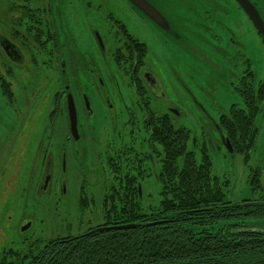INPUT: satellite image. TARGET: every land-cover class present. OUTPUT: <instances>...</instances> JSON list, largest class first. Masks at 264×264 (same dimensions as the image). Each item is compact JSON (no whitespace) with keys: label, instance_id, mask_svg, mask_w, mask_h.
<instances>
[{"label":"flooded vegetation","instance_id":"1","mask_svg":"<svg viewBox=\"0 0 264 264\" xmlns=\"http://www.w3.org/2000/svg\"><path fill=\"white\" fill-rule=\"evenodd\" d=\"M226 2L232 6L203 13V37L216 44V52L233 66L226 77L237 79L233 89L240 103L217 119L207 113V119L221 135L231 108L245 118L254 113L247 154L258 136L255 120L264 109V80L255 83L247 55L248 17L236 0ZM119 4L129 10L131 23L146 24L145 39L130 32L112 11L99 13L98 0H0V243L3 239L9 243L0 244V264L9 256L20 257L23 249L38 241L23 244L34 239L32 213L19 220L5 214L8 207L16 214L21 196H33L37 203V198L47 195L50 210L56 212L63 200L67 217L79 228L88 227L51 239L106 226L110 214L97 221L98 198L102 205L104 200L109 203L102 212L118 205L124 212L136 208L144 216L150 211L143 205L144 191L150 181L160 188L156 174L160 180L164 172L162 167L158 170L157 159L159 165L165 159L163 147L151 133L157 127L162 131L167 120L175 129L185 127L175 121L182 109L166 94L167 82L159 66L166 52L157 51L149 40L159 41L166 51L178 35L171 21L166 31L127 0ZM199 106L206 112L202 103ZM208 141V128H203L192 151L208 154ZM243 147H248L246 141ZM89 201L93 208L86 217ZM24 221L29 227L22 230Z\"/></svg>","mask_w":264,"mask_h":264},{"label":"trees","instance_id":"2","mask_svg":"<svg viewBox=\"0 0 264 264\" xmlns=\"http://www.w3.org/2000/svg\"><path fill=\"white\" fill-rule=\"evenodd\" d=\"M229 115L221 121L223 133L243 153L251 147L254 113L245 118L231 108ZM151 134L165 159L162 192L157 208L145 213L147 219L136 208L124 212L112 207L104 225L138 226L36 241L5 264H264V206L225 201L209 155L204 151L197 159L188 148L186 129H175L167 120L162 131L157 127ZM258 182L252 178V189L260 188Z\"/></svg>","mask_w":264,"mask_h":264},{"label":"rangeland","instance_id":"3","mask_svg":"<svg viewBox=\"0 0 264 264\" xmlns=\"http://www.w3.org/2000/svg\"><path fill=\"white\" fill-rule=\"evenodd\" d=\"M149 1L154 3L173 23L178 35L177 38L169 41L171 52L169 49L164 51L165 47H161L159 41L148 40L155 45L157 51L160 53L161 51L166 52L164 62L159 66L161 69L163 66L162 73L167 82V97L177 103L183 111L181 116L175 117V121L179 126L185 127L189 131L190 146L188 148L190 150L193 147L196 148L198 134L201 129L208 128L210 141H208L206 148L212 162L211 174L218 179L222 186L224 200L233 204L259 200L260 197L264 196V109L256 117L258 136L254 147L247 154L238 151L230 152L216 126L209 125L207 119V113L210 115L209 118L217 119L219 114L227 112L232 104L240 103L239 96L233 89V83H236L237 79L233 76L228 79L226 77L227 72L233 71V66L224 62L223 58L216 52V44L213 45V42L203 37V24L201 22L203 13L206 10L216 7L227 8L226 5L231 7L232 4L229 5L226 0ZM251 1L264 20V0ZM98 4L102 6L101 10L98 9L99 13L112 11L114 16L129 28L130 32L135 33L141 40L145 39L146 24L140 20L131 23L129 21L130 13L126 11L128 10L127 7L119 4V0H98ZM246 44L247 55L251 58L250 66L254 72L255 83H258L264 80V44L254 31L248 18L246 22ZM222 72L225 74L220 77ZM187 89H190L193 95ZM201 103L207 108L206 112L199 111V108H197L200 107L199 104ZM154 109L158 110V106ZM206 125L209 126L206 127ZM207 138L209 139V137ZM194 152L198 159L200 156L199 150ZM153 160L154 157L151 161L156 174V164ZM157 164L158 170H161L162 164L159 165L158 159ZM253 177L258 178L260 188L252 189L251 180ZM156 182L160 188H155L153 182L151 184L150 181L144 191L143 205L148 210H155L158 205L159 189L162 185L160 180L157 179V174ZM24 183L25 180L22 185ZM72 193L77 195L75 191H72ZM47 198V195L41 196L37 198L36 203L33 196H21L22 202L18 199L19 204L16 214L8 209L9 207L5 211L6 216L11 215L18 220L23 218L24 215L27 216L32 213V235L34 239H25L23 243L25 245L36 239L46 241L57 235L77 234L79 230L84 231L88 228H86V224L79 228L76 223L67 217V207L63 200L57 212L53 209L50 210L49 202L46 201ZM6 203L9 206L10 198L8 196H6ZM89 203V207L86 209V217L93 208L92 202L89 201ZM107 204L109 203L104 200V205H102L98 198V209L95 207L98 213V222L102 219V214L107 215L106 212H102L103 206L106 210ZM119 208L118 205L117 209ZM250 221L252 220L246 222ZM4 242L8 247L7 239L6 241L3 239L0 244Z\"/></svg>","mask_w":264,"mask_h":264},{"label":"water","instance_id":"4","mask_svg":"<svg viewBox=\"0 0 264 264\" xmlns=\"http://www.w3.org/2000/svg\"><path fill=\"white\" fill-rule=\"evenodd\" d=\"M127 1L130 2V4L134 6L138 11L148 16V18L152 20L154 23H156L158 27L164 28L166 29V31H169V29H171L172 26L169 22V19L162 14V12L159 10V8L154 3L150 2L149 0H127ZM236 2L239 4L242 10L246 13L248 18L253 23V25L256 27V29L259 31V33L264 38V20L259 10L255 6V4L251 0H236ZM220 133H221V137L224 141L225 146L229 149L230 152H233V147L231 145L229 138L225 134H223L222 131ZM243 205L247 207L264 206V201L245 202L243 203ZM28 223L29 221H24L22 225V230H25L29 227ZM151 224L152 223H148L147 225H151ZM137 226H138L137 223H127V224L99 227V228H96L94 230L87 232L86 235L93 234L97 231H102V230L131 229Z\"/></svg>","mask_w":264,"mask_h":264}]
</instances>
